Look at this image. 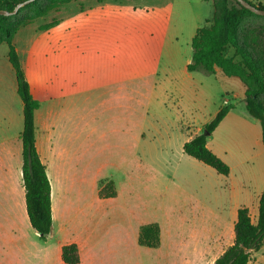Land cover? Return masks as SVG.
<instances>
[{"label":"crops","instance_id":"obj_1","mask_svg":"<svg viewBox=\"0 0 264 264\" xmlns=\"http://www.w3.org/2000/svg\"><path fill=\"white\" fill-rule=\"evenodd\" d=\"M205 2L212 4L214 15L213 3ZM4 58L0 62V258L4 261L0 264H65L62 250L70 244L79 248V264H213L234 244L241 208H248L252 222H257L264 191L262 165L260 176H252L253 168L245 166L247 174L239 179L232 167L229 176H223L184 152V145L203 134L222 107L232 105L224 99L223 105L210 107L187 97L186 88L202 82L196 72L183 70L179 95L145 99L143 111L135 109L134 114L118 109L137 98L104 91L92 99L93 114L85 124L82 86L69 88L52 78L41 86L24 70L35 99L39 101L41 88L44 95L35 114L36 148L51 184L53 229L42 240L30 223L23 183V102L8 51ZM214 75L227 94L244 101L242 81L219 69ZM128 85L130 89V81ZM155 86L165 92L163 86ZM122 88L126 89L125 83L119 91ZM99 106L113 112L106 131L98 127ZM149 111L158 118L150 122L151 128ZM251 119L247 111L239 113L233 106L207 137V147L226 163V151L215 134L235 123L248 130L253 163L261 161L262 130ZM101 139L107 143L99 145ZM89 150L98 169L92 202L84 204L83 186L88 180L83 162ZM110 181L116 196L103 198L101 183ZM150 224L160 228L157 248L139 243L141 228ZM218 249L223 251L212 260Z\"/></svg>","mask_w":264,"mask_h":264},{"label":"rangeland","instance_id":"obj_2","mask_svg":"<svg viewBox=\"0 0 264 264\" xmlns=\"http://www.w3.org/2000/svg\"><path fill=\"white\" fill-rule=\"evenodd\" d=\"M249 1L255 5L264 2ZM213 2L219 7L220 0ZM35 11L44 15L36 18ZM10 24L15 31L13 42L19 50L22 68L41 86L50 78L63 81L69 88L82 86L87 124L86 120L93 114L92 99L104 91L112 92L116 97L125 93L137 98L131 106L118 109L130 114H134L135 109L143 111L145 99L163 94L166 98L179 95L183 70L192 59V40L199 27L212 26L213 7L203 0H41L37 8L21 12L10 20ZM49 24L54 28H48ZM241 37L250 44L264 42V20L247 19L242 25ZM7 51L8 46L0 36V62ZM234 54L231 47L227 49L228 57H234ZM196 76H200L202 82H197L193 88L187 87V97L206 102L210 107H219L227 99L237 112H246L245 102L227 94L217 76L202 72H196ZM129 81L130 89L127 88ZM124 83L126 89L119 91ZM157 83L164 87V93L155 86ZM244 87L246 90L245 84ZM37 97L43 101L42 88ZM112 113L108 106L98 107L95 114L102 116L98 124L101 131L108 129L107 119ZM152 113L148 112L149 128L150 122L158 120L156 113ZM251 120L261 133L260 124ZM247 133L248 130H241L234 123L215 134L226 151V163L239 179H244L247 174L245 166L253 168L252 176L255 177L261 174L260 166L264 167V157L253 163ZM106 143L107 139H101L98 144ZM84 144H87L86 140ZM261 151L264 152V148ZM97 169L91 150L85 152L83 175L88 182L83 186L84 204L92 202V181ZM222 251L213 252L211 259ZM263 257L264 246L253 254L250 264H259ZM2 260L1 257L0 262Z\"/></svg>","mask_w":264,"mask_h":264},{"label":"trees","instance_id":"obj_3","mask_svg":"<svg viewBox=\"0 0 264 264\" xmlns=\"http://www.w3.org/2000/svg\"><path fill=\"white\" fill-rule=\"evenodd\" d=\"M26 0H0V10L13 11L14 8ZM41 0H36L22 8L18 14L5 17L0 16V36L8 46V58L17 80L18 94L23 102V183L26 189V204L30 223L42 240H47L53 229L51 184L46 167L42 163L36 148L35 114L40 108V102L31 92L30 84L22 68L20 57L14 45L15 31L10 20L21 12L37 8ZM213 3L214 15L212 26L198 29L192 40V61L187 66L189 72L214 74L217 69L229 78L235 77L243 82L245 90V107L249 116L257 120L262 130L264 145V42L250 44L241 37V29L249 18L264 20L242 7L237 0H220L219 7L213 0H204ZM253 6L264 10L263 4ZM44 15L43 12H34L36 18ZM56 23V22H55ZM54 23V25H56ZM53 27L49 24L48 28ZM232 48L234 57H228L226 51ZM238 58V60H236ZM232 105L221 108L216 117L205 126V132L210 135L224 120ZM205 132L195 136L184 145L186 155L213 168L223 176H229L230 167L207 147ZM101 197H115V185L112 181L101 183ZM139 243L141 246L157 248L160 244V228L157 224L146 225L141 228ZM264 246V191L259 202V215L256 223L251 220L248 208L238 211V220L235 225V241L232 246L213 264H250L253 254ZM62 257L65 264H79L80 253L76 244L63 247Z\"/></svg>","mask_w":264,"mask_h":264},{"label":"water","instance_id":"obj_4","mask_svg":"<svg viewBox=\"0 0 264 264\" xmlns=\"http://www.w3.org/2000/svg\"><path fill=\"white\" fill-rule=\"evenodd\" d=\"M36 0H26L20 4H18L13 11H7V10H0V16H5V17H11L14 16L16 14H18V12L26 7L27 5L32 4L33 2H35ZM237 2L244 8H246L247 10L251 11L252 13L258 15V16H264V10L257 8L255 6H253L252 4H250L249 2H247L246 0H237ZM206 136H209L210 134L208 132H205Z\"/></svg>","mask_w":264,"mask_h":264}]
</instances>
